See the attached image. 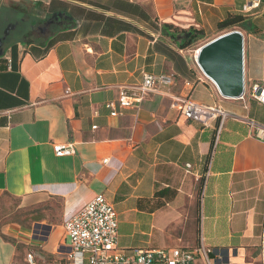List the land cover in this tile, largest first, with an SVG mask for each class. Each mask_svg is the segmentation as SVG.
<instances>
[{"label":"crops","instance_id":"crops-1","mask_svg":"<svg viewBox=\"0 0 264 264\" xmlns=\"http://www.w3.org/2000/svg\"><path fill=\"white\" fill-rule=\"evenodd\" d=\"M229 15L243 17L237 99L191 50ZM192 31L202 34L187 45ZM0 41V209H47L29 232L4 226L0 264L23 247L27 264H67L63 225L99 195L125 252L201 242L215 264H264V141L247 124L264 127L250 94L262 80L264 0H0ZM161 75L170 87L118 107L120 90ZM177 99L229 116L219 133L203 129ZM62 144L73 155L56 157Z\"/></svg>","mask_w":264,"mask_h":264},{"label":"built area","instance_id":"built-area-1","mask_svg":"<svg viewBox=\"0 0 264 264\" xmlns=\"http://www.w3.org/2000/svg\"><path fill=\"white\" fill-rule=\"evenodd\" d=\"M185 1L189 4L197 2ZM172 83L173 79L169 76L145 77L137 93L128 94L120 90L118 107L128 109L146 94L156 92L159 87H170ZM250 94L264 106V56L261 83L252 85ZM176 103L180 104V113L186 120L203 129L217 127L216 133H219L223 121L229 116L226 111L214 106H203L184 99H177ZM116 114L113 111L111 116ZM247 124L255 132V137L264 141V127L252 121ZM53 152L60 158L73 155L74 150L72 145L62 144L54 145ZM117 227L114 207L102 195L96 196L63 225L69 250L66 254L67 264H215L212 251L201 242L193 250L163 248L125 252L117 245ZM27 259L32 264V256L28 255Z\"/></svg>","mask_w":264,"mask_h":264},{"label":"water","instance_id":"water-1","mask_svg":"<svg viewBox=\"0 0 264 264\" xmlns=\"http://www.w3.org/2000/svg\"><path fill=\"white\" fill-rule=\"evenodd\" d=\"M197 65L204 75L215 83L222 97L233 99L241 97L243 79L240 33L228 32L201 47Z\"/></svg>","mask_w":264,"mask_h":264},{"label":"rangeland","instance_id":"rangeland-1","mask_svg":"<svg viewBox=\"0 0 264 264\" xmlns=\"http://www.w3.org/2000/svg\"><path fill=\"white\" fill-rule=\"evenodd\" d=\"M237 30V26L228 27L225 29L217 30L213 33H208L203 35L202 38L195 41L192 46V52L199 49L207 41L216 38L224 33ZM47 210L45 207L33 208H17V203L15 201L6 200L5 204L2 205L0 209V231L3 230L4 226L8 224H17L27 232L33 228V222L39 217H43V211ZM27 248H20L15 259V264H27L26 255L28 254Z\"/></svg>","mask_w":264,"mask_h":264},{"label":"trees","instance_id":"trees-1","mask_svg":"<svg viewBox=\"0 0 264 264\" xmlns=\"http://www.w3.org/2000/svg\"><path fill=\"white\" fill-rule=\"evenodd\" d=\"M242 21H243L242 15H229L223 22L218 24V29H225L228 27H232L239 24ZM201 34L202 33L198 31H192L191 33H188L187 34L188 41L186 44L187 45L191 44V42H193L194 39L200 37Z\"/></svg>","mask_w":264,"mask_h":264},{"label":"bare ground","instance_id":"bare-ground-1","mask_svg":"<svg viewBox=\"0 0 264 264\" xmlns=\"http://www.w3.org/2000/svg\"><path fill=\"white\" fill-rule=\"evenodd\" d=\"M199 51H200V49H198V50L195 52V54L198 55V54H199Z\"/></svg>","mask_w":264,"mask_h":264}]
</instances>
